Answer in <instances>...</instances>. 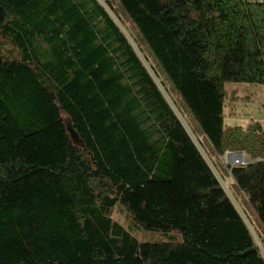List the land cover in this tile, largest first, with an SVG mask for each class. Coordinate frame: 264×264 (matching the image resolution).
Here are the masks:
<instances>
[{
    "label": "trees",
    "instance_id": "16d2710c",
    "mask_svg": "<svg viewBox=\"0 0 264 264\" xmlns=\"http://www.w3.org/2000/svg\"><path fill=\"white\" fill-rule=\"evenodd\" d=\"M119 3L214 153L250 155L231 176L264 230V131L224 114L225 85L264 86V0ZM0 264H264L97 0H0Z\"/></svg>",
    "mask_w": 264,
    "mask_h": 264
},
{
    "label": "rangeland",
    "instance_id": "374dc122",
    "mask_svg": "<svg viewBox=\"0 0 264 264\" xmlns=\"http://www.w3.org/2000/svg\"><path fill=\"white\" fill-rule=\"evenodd\" d=\"M97 1L104 6L107 13L121 29L139 59L152 76L166 101L190 135L203 158L206 160L221 187L245 221L262 257L264 258V230L249 206L246 197L237 189L233 177L230 174V165L227 163L228 157L226 154H234L235 152H227L221 157L214 153L211 145L201 133L187 108L169 84L167 78L151 55L150 50L144 43L136 28L122 11L119 0H109L115 8L116 14L106 8L102 0ZM151 67L154 68L159 79L156 78ZM160 82H163L166 91L164 90V87L161 86ZM225 88L227 93V102L224 110L226 127L240 126L241 128L246 129L248 126L258 124L264 131V86L227 84L225 85ZM65 124L66 126L68 124L70 125V121L67 118H65ZM69 125L68 130L70 131L71 128ZM242 154V159H237L238 165H244L251 159L248 153ZM113 217L120 224L126 226L123 215H120L117 212ZM134 235L137 236L138 239L150 242L164 239L161 234L157 233L135 232Z\"/></svg>",
    "mask_w": 264,
    "mask_h": 264
},
{
    "label": "water",
    "instance_id": "95a60500",
    "mask_svg": "<svg viewBox=\"0 0 264 264\" xmlns=\"http://www.w3.org/2000/svg\"><path fill=\"white\" fill-rule=\"evenodd\" d=\"M68 125H69V124H68ZM68 125H67V130H68ZM69 126H70V125H69ZM70 128H71V126H70ZM68 132L71 134V136H72L73 138H75L72 129H70V131L68 130ZM226 155H227L228 158H230L229 161H228V164L230 165V174H231L232 169H233L236 165H238V163H237V159H238V160H241L243 154H242V153H234V154L228 153V154H226Z\"/></svg>",
    "mask_w": 264,
    "mask_h": 264
},
{
    "label": "bare ground",
    "instance_id": "6f19581e",
    "mask_svg": "<svg viewBox=\"0 0 264 264\" xmlns=\"http://www.w3.org/2000/svg\"><path fill=\"white\" fill-rule=\"evenodd\" d=\"M230 158L227 159V161H229ZM228 163V162H227Z\"/></svg>",
    "mask_w": 264,
    "mask_h": 264
}]
</instances>
